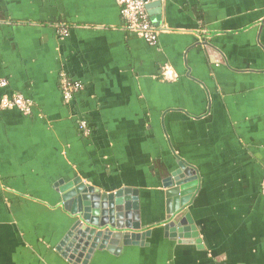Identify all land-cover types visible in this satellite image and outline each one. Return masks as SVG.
I'll return each instance as SVG.
<instances>
[{
    "label": "crops",
    "instance_id": "crops-1",
    "mask_svg": "<svg viewBox=\"0 0 264 264\" xmlns=\"http://www.w3.org/2000/svg\"><path fill=\"white\" fill-rule=\"evenodd\" d=\"M147 1L154 46L117 0H0V98L32 105L0 113V264H71L56 185L77 177L138 189L152 231L89 264H264V0ZM178 160L199 177L184 213L202 246L164 236Z\"/></svg>",
    "mask_w": 264,
    "mask_h": 264
},
{
    "label": "water",
    "instance_id": "water-1",
    "mask_svg": "<svg viewBox=\"0 0 264 264\" xmlns=\"http://www.w3.org/2000/svg\"><path fill=\"white\" fill-rule=\"evenodd\" d=\"M160 4V3H159ZM158 4V5H159ZM153 5H147L148 10ZM162 181L167 221L164 236L180 244L202 246L190 213H184L198 190L199 177L183 161ZM64 210L73 225L57 251L71 264H89L97 251L117 254L124 246L138 245L152 231H142L138 189L122 188L105 193L80 177L56 185Z\"/></svg>",
    "mask_w": 264,
    "mask_h": 264
},
{
    "label": "built area",
    "instance_id": "built-area-1",
    "mask_svg": "<svg viewBox=\"0 0 264 264\" xmlns=\"http://www.w3.org/2000/svg\"><path fill=\"white\" fill-rule=\"evenodd\" d=\"M121 9L122 17L125 21V29L132 34L139 36L149 45L154 46L158 42L160 31L151 24L147 13V0H117ZM66 33V31H64ZM168 75V74H167ZM0 86L5 87L6 82L0 81ZM64 99L68 102L72 96L81 89L79 83L70 81L63 77L61 82ZM17 109L24 114H29L32 110L30 101L21 95H4L0 98V113L5 110ZM80 128L88 132L87 124L81 122Z\"/></svg>",
    "mask_w": 264,
    "mask_h": 264
},
{
    "label": "trees",
    "instance_id": "trees-1",
    "mask_svg": "<svg viewBox=\"0 0 264 264\" xmlns=\"http://www.w3.org/2000/svg\"><path fill=\"white\" fill-rule=\"evenodd\" d=\"M62 25H63V24H62ZM66 78L69 79V76L67 75ZM69 80L72 81V79H69ZM61 82H62V78H61V80H60V83H61ZM164 168H165V167H164ZM165 172H167L166 169H165ZM165 174H166V173L163 172L162 167H158V175H159V176H163V175H165Z\"/></svg>",
    "mask_w": 264,
    "mask_h": 264
},
{
    "label": "flooded vegetation",
    "instance_id": "flooded-vegetation-1",
    "mask_svg": "<svg viewBox=\"0 0 264 264\" xmlns=\"http://www.w3.org/2000/svg\"><path fill=\"white\" fill-rule=\"evenodd\" d=\"M174 171H175V170H174ZM94 255H95V254H94ZM94 255H93V256H94ZM92 258H93V257H92Z\"/></svg>",
    "mask_w": 264,
    "mask_h": 264
}]
</instances>
